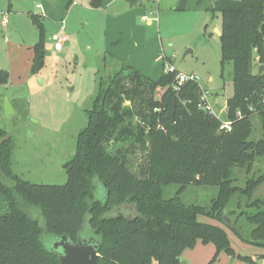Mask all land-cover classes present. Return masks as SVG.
<instances>
[{
    "label": "trees",
    "instance_id": "1",
    "mask_svg": "<svg viewBox=\"0 0 264 264\" xmlns=\"http://www.w3.org/2000/svg\"><path fill=\"white\" fill-rule=\"evenodd\" d=\"M180 1L185 9L186 0ZM211 9L223 16L222 62L234 66L231 129L221 130V119L200 105L199 83L177 87L176 69L156 82L121 62L100 79L76 153L65 164V184H36L15 174L14 141L0 127V193L10 206L0 213V264H60L49 242L63 234L77 241L85 218L82 234L100 241L99 264H182L183 250L198 241L214 243L216 257L221 251L231 255L224 227L264 246V200L251 201L264 174L248 178L245 186L234 177L235 167L249 172L264 155V74L252 69L255 51L264 63V0H215ZM32 17L39 29L35 71L44 64V25ZM6 80L7 73L0 72V82ZM254 113L261 117L259 139H249ZM128 143L131 148H124ZM137 144L146 153L139 175L129 159ZM111 146L118 147L114 153ZM171 184L178 188L169 195ZM192 185L216 187L217 193L207 204L184 201L181 194ZM235 194L247 199L245 210H237L241 201L231 205ZM127 203L132 216L109 214Z\"/></svg>",
    "mask_w": 264,
    "mask_h": 264
},
{
    "label": "rangeland",
    "instance_id": "2",
    "mask_svg": "<svg viewBox=\"0 0 264 264\" xmlns=\"http://www.w3.org/2000/svg\"><path fill=\"white\" fill-rule=\"evenodd\" d=\"M158 1L162 0H138L131 5L128 0H99L97 4L92 0H0V72L7 73V80L0 82V127L14 141L15 174L36 184L67 182L65 164L76 153L77 138L87 125L100 79L113 71L114 62L131 65L156 82L168 64L180 73L199 76L200 96L207 91L214 116L227 119L228 99L234 94V66L222 62L223 44L217 32L222 29V13L211 9L213 0H186L185 9L179 8L180 0H164L166 5L160 7ZM33 14L44 25L45 46L44 64L35 71L34 46L39 29ZM58 32L68 37L61 51L55 50L51 39ZM254 56L252 69L259 75L264 63L256 51ZM6 99L13 114L5 111ZM252 121L249 139H259L260 115L254 113ZM128 147L129 143L124 145ZM117 148L111 146L110 152ZM145 158L137 144L129 155L133 172L140 174ZM262 174L264 155L256 158L249 172L246 167L234 168L239 186ZM177 188L171 184L166 190L170 195ZM216 193V187L192 185L181 196L187 202L207 204ZM256 199L264 200V181L253 191L251 201ZM240 201L238 212L247 208V199L235 194L231 205L237 207ZM9 211L0 193V213ZM119 212L132 216L134 208L122 204L109 214ZM198 219L222 225L203 215ZM252 227L249 225L247 232ZM224 228L234 254L221 251L216 257L214 243L198 241L194 248L183 250L181 260L188 264H264V246L248 243Z\"/></svg>",
    "mask_w": 264,
    "mask_h": 264
},
{
    "label": "water",
    "instance_id": "3",
    "mask_svg": "<svg viewBox=\"0 0 264 264\" xmlns=\"http://www.w3.org/2000/svg\"><path fill=\"white\" fill-rule=\"evenodd\" d=\"M54 3L55 0H46ZM131 5H134L137 0H128ZM217 32L222 35V31L217 29ZM264 65L259 68V75L262 74ZM5 111L7 114H13L14 109L9 100H5ZM86 225V218L82 224L77 241H73L68 235L63 234L49 242L48 247L55 252L60 260V264H99V248L100 241L95 236H85L82 234ZM182 264H188L182 260Z\"/></svg>",
    "mask_w": 264,
    "mask_h": 264
},
{
    "label": "built area",
    "instance_id": "4",
    "mask_svg": "<svg viewBox=\"0 0 264 264\" xmlns=\"http://www.w3.org/2000/svg\"><path fill=\"white\" fill-rule=\"evenodd\" d=\"M146 19V17H144ZM52 40L54 41V48L57 51H61L64 47V43L67 41L68 37L64 32H58V33H54L52 35ZM175 68L172 66V64H168L166 67V72H171L174 71ZM177 80H178V86L187 82V81H194L200 84V79L199 76L195 75V74H183L178 72L177 73ZM208 100V94L207 91L205 92L204 90V95L201 97V106L203 108H205L210 114H215V110L213 108V106L207 101ZM263 103H264V99H263ZM220 129L221 130H230L231 129V122L226 119V120H222L221 119V125H220Z\"/></svg>",
    "mask_w": 264,
    "mask_h": 264
},
{
    "label": "crops",
    "instance_id": "5",
    "mask_svg": "<svg viewBox=\"0 0 264 264\" xmlns=\"http://www.w3.org/2000/svg\"><path fill=\"white\" fill-rule=\"evenodd\" d=\"M203 0H201L200 2L197 0V2L198 3H201ZM215 0H213V2H214ZM137 2H138V0H137ZM136 2V3H137ZM158 4H159V7L162 5V4H165V2H164V0H162V1H158ZM166 5V4H165ZM213 5H211V7H212ZM43 16V15H42ZM52 39V38H51ZM68 40V39H67ZM67 42V41H66ZM114 59H116V60H118L117 58H114ZM119 61V60H118ZM119 62H121V61H119ZM122 63V62H121ZM205 221H207V219L205 220ZM188 263V262H187Z\"/></svg>",
    "mask_w": 264,
    "mask_h": 264
}]
</instances>
